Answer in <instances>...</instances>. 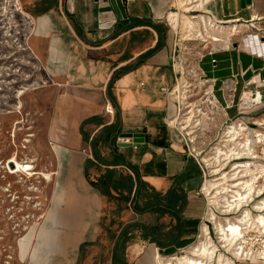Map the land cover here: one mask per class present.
I'll use <instances>...</instances> for the list:
<instances>
[{
	"label": "crops",
	"instance_id": "1",
	"mask_svg": "<svg viewBox=\"0 0 264 264\" xmlns=\"http://www.w3.org/2000/svg\"><path fill=\"white\" fill-rule=\"evenodd\" d=\"M27 3L33 14L29 16L33 24L29 51L38 64L39 79L49 85L40 94L44 139L35 143V150L52 173L49 207L39 218L43 219L40 226L50 228L52 242H46L35 258L27 253L20 259L16 249V263L78 264L84 247H88L87 253L95 242H102L107 199L90 180L106 168L129 174L135 168L141 179L161 194L175 187L182 189L185 205L181 219L186 233L168 250H184L193 244L189 241L207 212L201 192L203 167L187 151L186 139L173 125L184 83L178 71L191 67L197 75L194 80L205 83L208 93L197 99L198 106L215 125L236 120L247 124L249 131L264 132V0H207L201 9L194 6L199 9L195 22L189 15L177 14L176 24L169 18L174 14V0H123L127 21L116 19L106 27L99 23L101 7L96 0ZM183 16L190 17L192 24H186ZM202 22L208 23L206 34L215 40L202 48L198 42L175 41L172 27L180 29L183 39L195 23ZM211 24H217V29ZM232 25L240 26L241 34L227 46L224 41ZM177 45L180 62L174 56ZM206 49L214 55H204ZM206 103L211 107L203 106ZM89 118L97 120L83 126ZM117 122L114 141L101 147L100 155L109 164L114 163V155H120V165L99 164L87 177L85 164L94 160L90 140ZM83 131L88 138L83 137ZM120 133H144L143 142L119 147L118 142L131 141L120 138ZM132 205L122 203L123 209H116L121 218L112 229L105 264H112L116 238L127 224L155 222L154 214H139ZM158 222L168 230L176 219L165 214ZM168 254L136 230L125 245L124 260L125 264H158L157 255Z\"/></svg>",
	"mask_w": 264,
	"mask_h": 264
},
{
	"label": "rangeland",
	"instance_id": "2",
	"mask_svg": "<svg viewBox=\"0 0 264 264\" xmlns=\"http://www.w3.org/2000/svg\"><path fill=\"white\" fill-rule=\"evenodd\" d=\"M27 1L18 0L20 8L29 16H33L32 8ZM12 4L14 3L11 0H0V8L6 7L5 16L0 18V21L4 20L0 23V27H6L5 29L0 28V264H17L16 242L18 238L24 236L30 226L35 225L38 228L41 225L43 219L39 218L49 207L48 192L51 183H47V180L52 179V173L49 172L51 170L42 164L43 156L35 150V143L44 139L42 128L44 119L39 120L40 94L49 88V85L46 81L42 82L39 79L38 64L35 60H32L29 51L28 38L33 25L32 19L21 18L20 14L13 11ZM4 31H7V35ZM16 39L22 43L24 50L21 54L13 55V52L16 51L15 42L13 41ZM6 41H9V47L6 46ZM186 79L185 76L184 80ZM19 90H23V93L18 97L17 92ZM195 91L192 90L190 92L191 97L186 99L185 97L182 99V93L181 96H178L179 109L173 117L175 119L173 125L180 130L183 138L187 141L189 149H193V154L200 161L204 170V182L209 181V184H213L212 186L206 185L207 190H201L203 196H206L207 201L214 205L217 210L226 211L228 205L231 204L230 201H233V199H230L233 194L223 195L225 196L223 200L218 196L221 186L227 187L230 183L228 179L229 174H231L230 165L235 161L252 160L242 156L240 159H232L229 163H224L223 166L213 164V167L212 164H207L203 160L205 157H210L208 156L209 153H212L216 144H219L222 140L225 128L236 120H229L221 126L215 125V122L210 120V116L204 115L206 111L201 110L202 107L198 106L200 103L197 101L198 96L194 95ZM185 102L186 104H184ZM203 106L207 109L211 107L208 103ZM47 109L48 102L44 103L43 111L45 114ZM39 125L41 128H39ZM251 127L248 126V128ZM249 135V141H251L252 134ZM25 138L29 139L28 143L25 142ZM251 146L252 152L259 157V160L257 158L254 163L264 162L260 147L253 145V143ZM14 153H18V156ZM13 158L15 162H13ZM8 160L7 170L5 168ZM22 160H32L33 162L22 163ZM10 164H12V167ZM15 164L19 169H16ZM250 167L254 168L253 165ZM260 176V179L256 180V186H264V173ZM9 184L13 187L10 188V191H12L10 194H13L10 197H8L9 192L6 191ZM32 187L37 188L38 193L36 192L33 195L30 193L31 191H27V188ZM14 192L16 193L14 194ZM255 196L256 194H253L247 202L241 204L246 205L245 210H251L256 203H260L264 199V191L262 196L256 197L257 199H254ZM12 197H14L13 201H11ZM219 199L221 200L220 203H218ZM251 199L252 201H250ZM211 206H208V210L212 216L207 215V217L209 219L213 218V222L216 221V224L224 227L225 221L220 222L215 218V214L210 209ZM20 208H24L23 211H20ZM116 209L117 201L107 200L103 211L105 217L102 220L99 238L102 242H95L87 253L85 251L88 250V247H84L79 253L78 264L106 263L107 253L111 247L112 229L121 218V213L116 212ZM198 235L199 227L189 242H196ZM211 238L215 242L216 238L212 234ZM211 238L209 237V239ZM168 253H173V250H167Z\"/></svg>",
	"mask_w": 264,
	"mask_h": 264
},
{
	"label": "bare ground",
	"instance_id": "3",
	"mask_svg": "<svg viewBox=\"0 0 264 264\" xmlns=\"http://www.w3.org/2000/svg\"><path fill=\"white\" fill-rule=\"evenodd\" d=\"M11 1L14 3L12 4V7H14L13 11L20 14L21 18H26V19L30 18L27 13L21 10L18 0H11ZM178 3H179V6L182 7L183 9L188 4V2L184 0H179ZM190 3H192V1ZM5 13H6V7L3 6L0 8V18L4 17ZM177 16H178L177 14H170L169 18L173 20L174 23L176 24ZM182 18H184V22L186 24H192V22L190 21V17L183 16ZM3 21L4 20L0 21V23ZM0 28L5 29L6 27H0ZM4 33H6L7 35V31H4ZM13 42H15L14 45L16 49V51L14 50L15 52H13L14 53L13 55L21 54V52H23L24 50L22 43H20V41L18 42L17 39L14 40ZM6 46L9 47V41H6ZM184 89L185 87L182 84L181 86V93L183 96L182 99L185 97ZM22 93H23V90H19L17 92V96L18 97L21 96ZM184 104H186V102ZM182 128L185 129L184 127ZM250 133L252 134L251 141H249L250 137H248ZM25 142L28 143L29 139L25 138ZM252 143L253 145L255 144L260 147L261 149L260 151L262 152L261 157H262V160H264V132L249 131L243 123H241L240 121H236L235 123H232L225 128V131L223 132L222 140L219 142V144H216V146L213 148V152L209 153L208 156L210 157L208 158L205 157L203 159L205 162H207V164H212V167H213V164H215V166L217 165L223 166L224 163H229L230 160L232 159H240V157L242 156H246V158H249L250 160H252V161H245V162L235 161L233 164L230 165L231 174H229V178H228L230 183L227 185V187L223 185L221 186L222 188L220 189L219 196H218V198L223 200L225 198V196L223 195L232 193L233 197L231 196L232 198H230V199H233V201L232 200L230 201L232 205L229 204L228 205L229 207L227 208V210L226 211L222 210V211H224L225 213L238 211L239 215L235 217L234 220L225 219L226 221L225 226L222 227L216 224L215 223L216 221L213 222L214 221L213 218L209 219L207 217V215L212 216L209 210H207L206 218L209 220H212L213 225L215 224L214 230H215V236H216L217 242H228L229 244L234 243V242H243L244 241L243 234L245 232V230L243 229L246 228L247 224L250 227L251 226L254 227L256 230H258V232L264 233V213H263L264 212V199H262L260 203H256L253 209H251V210L256 211V213L254 214L251 212V210L244 209L246 205H241L242 203L247 202V200L250 199L249 197H252L253 194H256L255 197L262 196L263 191H264V186L255 185L256 180H258V178L260 179L261 177L260 175L264 173V162L254 163V161L257 158L259 160V157L258 155H255L252 152L253 150L251 146ZM17 154L14 153V155L18 156ZM13 162H15L14 158H13ZM27 162H33V161L32 160H26V161L22 160V163H27ZM251 165L254 166L253 169L250 167ZM15 166H16V169H19L17 164H15ZM50 182L51 180L48 179L47 183H50ZM209 183H210L209 181L208 182L205 181L203 183L202 189L207 190L208 188L206 187V185H210V186L213 185ZM32 189L37 191V188L35 187H32ZM220 194H222V196H220ZM220 199L218 203L221 202ZM250 201H252V199ZM49 212H51V210ZM207 235L208 233H206L205 226L203 225L201 227V235L198 237L196 241V242H202V243H199L196 246L197 249L190 250L191 255H188V256H196L197 258L204 259V261L212 258V250H210V248L208 247L209 244L207 242H210V241L214 242V241L209 239ZM51 239H52V232L48 226L46 227H44V225L40 226L38 230H36L34 226H31L29 231L21 238H18L16 242L19 258L20 259L24 258L27 253H29L31 258H35L39 249L43 247V245L46 244V242H52ZM176 260L184 264H203V261L197 262V260L194 259L193 257H183V256L176 257ZM218 261H220V258L218 259Z\"/></svg>",
	"mask_w": 264,
	"mask_h": 264
},
{
	"label": "trees",
	"instance_id": "4",
	"mask_svg": "<svg viewBox=\"0 0 264 264\" xmlns=\"http://www.w3.org/2000/svg\"><path fill=\"white\" fill-rule=\"evenodd\" d=\"M112 81V80H111ZM110 88V83H109ZM97 118H89L83 122H96ZM118 122L105 126L101 132L90 140L94 160H87L85 174L89 177L91 168H98V165H120V155L113 156V164L100 155V148L111 143L115 139ZM83 137L88 138L83 131ZM133 174L123 173L117 168H106L90 184L101 196L107 200L117 201V211L123 209L122 203L133 204L135 212L139 214L150 213L155 215V222H134L127 224L117 236L112 250V264H125L124 249L126 243L138 230L144 240L155 243L161 249H171L179 243V240L186 233L184 221L181 219V212L185 205L184 193L180 188H171L165 194L157 192L154 188L144 182L137 169L132 168ZM115 193V194H114ZM165 214L176 219V223L168 230L158 220ZM114 238V236H113Z\"/></svg>",
	"mask_w": 264,
	"mask_h": 264
},
{
	"label": "built area",
	"instance_id": "5",
	"mask_svg": "<svg viewBox=\"0 0 264 264\" xmlns=\"http://www.w3.org/2000/svg\"><path fill=\"white\" fill-rule=\"evenodd\" d=\"M96 1L99 2L98 0H96ZM100 1L104 2L107 0H100ZM121 1H123V0H121ZM174 1H175V6L172 7V11H173L172 13L178 14V15L180 13L188 14L191 17V19L195 22V15L194 14H195V12H198L199 9H201L202 7H200L199 9H196V7L194 8V5H200L201 6L207 0H191L192 3H190L191 1H189V0H184V1L188 2V4L185 6L184 9L179 6V3H178L179 0H174ZM187 9H189V10H187ZM99 23L102 27L108 26V24H106V23H101L100 19H99ZM216 25L211 24V26L210 25L209 26L214 28V29H217L218 26H216ZM172 28L174 30L175 41L179 42V43L180 42H198L199 47L202 48V47H204V44H206L207 41L215 40V38L210 37L209 35L206 34V32H207L206 30L208 28V23H206V25H205L202 22L201 25H198V26H197V23H195L194 28L191 29L190 31H187L186 37L183 39H181L180 29L174 28V27H172ZM240 34H241L240 26L232 25L229 29V34H228L229 37L226 41H224V43L227 46H230V42L232 41V38L234 36L240 35ZM179 52H180L179 47L177 45V50L174 53L176 62H180ZM204 55L212 56V55H214V51H212L211 49H208V50L206 49V53ZM203 56H201V57H203ZM210 61H211V63H215V59H211ZM178 76L180 78L182 76L185 78V76H186V78H187L186 80H184V83H183V85L185 87V89H184L185 99L187 97H191L190 92L192 90H196L194 92V95L198 96L199 99H202V96H204L208 93V91H206V87H204L205 83H202L201 80H199V78H197V81L194 80V77H197V75L193 72L191 67H187L185 72L184 71H181V72L178 71ZM197 89H199V90H197ZM201 89H202V91H201ZM200 93H201V96L198 95ZM109 112H111V111H109ZM187 151L191 155L193 154V149L192 150L189 149L188 146H187ZM8 163H9V160L6 162V168L5 169H7ZM8 186H9V188L8 187L7 188L5 187V188L7 189L6 191L9 192L8 197H10L11 195H13V194H10V192H12V191H10V188H13V187L10 184ZM27 189H28L27 191H31L30 193L33 195L37 192L36 190H34L32 188H27ZM15 193L16 192H14V194ZM204 197L206 200V212H207V210L209 209L208 206H211L212 204H210V202L207 201L206 196H204ZM255 198L256 197H254V199ZM13 200H14V197L11 198V201H13ZM23 209L20 208V211H23ZM210 209L215 214V218L220 222L225 221V219L234 220V218L239 215L238 211L237 212H229V213H225L224 211H219L215 208L214 205H212ZM251 212L253 214L256 213V211H254V210H251ZM225 223H226V221H225ZM203 225L207 229V233H208L207 236L211 238V234H212L214 236V238H216L213 222H212V220H209L206 218V213H205L202 221L200 222L199 235L197 236V239L201 235V226H203ZM243 230H245V232L243 234V237H244L243 242H234V243L229 244L228 242H217V239H215V242H207L209 244L208 247L210 248V250H212V258L211 259L204 261V259L197 258L196 256H188V255H191L190 250L197 249L196 246L199 243H202V242H194L193 244H191L190 246H188L187 248H185L184 250H182L180 252H174V253H171L168 255H161V256L157 255L158 264H184V263H181L178 260H176V257H182V256L183 257H193L194 259L197 260V262L203 261V264H264V233L258 232V230H256L252 226L250 227L248 224L246 225V228ZM219 255H220V257H219ZM219 258H220V261H218Z\"/></svg>",
	"mask_w": 264,
	"mask_h": 264
},
{
	"label": "water",
	"instance_id": "6",
	"mask_svg": "<svg viewBox=\"0 0 264 264\" xmlns=\"http://www.w3.org/2000/svg\"><path fill=\"white\" fill-rule=\"evenodd\" d=\"M99 1L100 8V22L106 23L108 26H112L115 23V19L119 21H127L125 13V6L121 0H107ZM119 137L122 139H131L130 142H118L117 146L125 148L131 147L137 143L143 142L144 133H120ZM12 167V164H10Z\"/></svg>",
	"mask_w": 264,
	"mask_h": 264
}]
</instances>
